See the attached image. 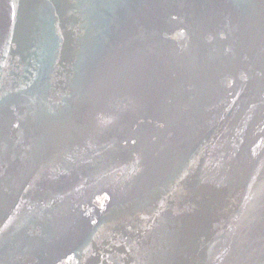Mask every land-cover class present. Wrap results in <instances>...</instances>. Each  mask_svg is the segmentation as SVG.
<instances>
[{
	"label": "water",
	"instance_id": "obj_1",
	"mask_svg": "<svg viewBox=\"0 0 264 264\" xmlns=\"http://www.w3.org/2000/svg\"><path fill=\"white\" fill-rule=\"evenodd\" d=\"M0 264H264V0H0Z\"/></svg>",
	"mask_w": 264,
	"mask_h": 264
}]
</instances>
